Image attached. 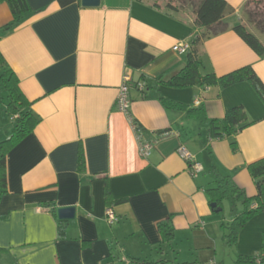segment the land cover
Returning a JSON list of instances; mask_svg holds the SVG:
<instances>
[{"label":"crops","instance_id":"obj_1","mask_svg":"<svg viewBox=\"0 0 264 264\" xmlns=\"http://www.w3.org/2000/svg\"><path fill=\"white\" fill-rule=\"evenodd\" d=\"M30 11L14 30L0 31V53L39 118L34 130L7 153L8 192L0 198V264H233L264 247V212L250 218L228 243L223 223L242 210L228 201L213 210L207 188L215 185L213 164L230 174L247 196L257 193L249 164L264 158V101L249 80L223 87H172L157 83L179 73L186 54L173 50L205 29L195 7L169 9L164 0H101L83 6L76 0H27ZM224 31L198 43L201 72L222 76L251 65L264 83V55L233 29L248 20L249 0H226ZM13 19L0 2V30ZM260 38V37H259ZM261 39V38H260ZM262 40V39H261ZM264 42V40H262ZM191 43V42H190ZM130 75L131 104L117 97ZM163 96L196 108L211 119L244 106L249 125L233 137L211 138L208 125L186 109L167 108ZM142 137L155 141L148 157L139 152ZM13 128L0 103V140ZM168 136L160 137L162 132ZM237 141L233 150L232 140ZM184 144L202 169L178 151ZM86 167H77L80 149ZM106 183L117 219H106ZM74 206L75 217L59 237L58 209ZM230 207V215L224 211ZM57 215H56V212ZM171 218L173 237L163 241L158 227ZM60 220V219H59Z\"/></svg>","mask_w":264,"mask_h":264},{"label":"trees","instance_id":"obj_2","mask_svg":"<svg viewBox=\"0 0 264 264\" xmlns=\"http://www.w3.org/2000/svg\"><path fill=\"white\" fill-rule=\"evenodd\" d=\"M9 4L13 19L4 25L0 31L4 34L18 27L30 11L27 0H0ZM62 6H66L76 0H58ZM250 1V0H249ZM247 2V4L249 3ZM246 4V13L248 20L257 29L264 33V17L263 14L248 10ZM169 9H177V6L170 1L166 2ZM231 9L226 0H198L195 7L196 24L205 29L200 33H196L191 39V46L186 54V62L183 69L169 77H157V83L172 87H187L191 85L211 86L221 84L223 87L230 86L236 82L249 80L260 94L264 101V83L254 71L251 65L241 67L237 70L218 76L215 72L203 74L201 68V58L198 43L202 38L216 35L229 27L224 22L226 12ZM233 29L251 46L258 54L264 55V42L251 31L246 24L237 23ZM161 103L167 108L186 109L190 114L195 116L201 123L208 125V131L211 138L221 139L224 137H233L245 126L249 125L247 113L242 105L234 106L228 109L223 119H211L207 115L206 109L202 106L196 108H188L180 102L170 100L163 96L160 97ZM0 103H4L9 116L11 117L13 128L9 137L0 140V198L8 192L7 184V153L25 136L31 133L39 118L31 109V101L27 98L19 85V78L15 71L7 65L5 59L0 53ZM139 127L141 126L136 120L134 121ZM233 150L237 149V141L231 142ZM77 167L82 171L86 167L85 154L81 148L78 155ZM249 171L255 180L257 186L256 195L247 196L230 174H224L213 164L215 172V185L207 188V193L213 210L218 207H224V202L228 201L231 208L240 203L242 210L236 214L231 222L223 223L227 230L228 243L233 244L237 241L239 230L246 222L257 213L264 212V158L256 160L249 164ZM105 198L108 207L115 203L123 201L116 200L110 193L108 184L105 187ZM56 212V210H55ZM57 215V212H56ZM59 237L65 235L66 222L58 219ZM159 230L163 237V241L171 240L173 237V226L171 218L161 220L158 223ZM257 256L264 261V247L261 252L254 255H241L233 264H255ZM171 264L170 261L162 258L152 264Z\"/></svg>","mask_w":264,"mask_h":264},{"label":"built area","instance_id":"obj_3","mask_svg":"<svg viewBox=\"0 0 264 264\" xmlns=\"http://www.w3.org/2000/svg\"><path fill=\"white\" fill-rule=\"evenodd\" d=\"M190 46H191L190 42H186V41L185 42H178L177 44H175L173 46V50L179 52L180 54H186L188 52V50L190 49ZM131 80H132V78L130 75L127 74L124 76V81L120 87L119 94L117 97L118 105L123 110L129 108V106L131 104V96H130V89H131V85H132L130 83ZM195 105H198V106L201 105V100L197 99L195 101ZM134 125H135L136 134L140 140L139 141L140 142V144H139L140 155L142 157L146 158L151 154V151L153 150L154 145H155V143H154L155 141H149L145 138L142 139V137L144 136L143 129L141 127H139V125H137L135 122H134ZM168 135H169V132L165 131V132H162L160 134V137H165ZM178 151L185 159L192 162V165H191L192 166V169H191L192 172L196 173L202 169V165L199 162L194 161V155L187 148V146H185L184 144H181L178 147ZM106 213H107L106 214L107 221L110 224L114 223L115 220L117 219V216H116V213H115L113 207L112 206L108 207ZM165 264H168V263H165ZM255 264H264V261L261 260L260 256H257Z\"/></svg>","mask_w":264,"mask_h":264},{"label":"rangeland","instance_id":"obj_4","mask_svg":"<svg viewBox=\"0 0 264 264\" xmlns=\"http://www.w3.org/2000/svg\"><path fill=\"white\" fill-rule=\"evenodd\" d=\"M170 1L173 4H175L177 7L179 8H183V7H192L193 5H196L198 3V0H164V2ZM247 9L248 10H252V11H256L259 12L261 14L264 13V0H250L249 3L247 4ZM264 17V14H263ZM259 37L264 40V34H259ZM230 207L227 206L226 210L224 211V213L226 215H230Z\"/></svg>","mask_w":264,"mask_h":264},{"label":"water","instance_id":"obj_5","mask_svg":"<svg viewBox=\"0 0 264 264\" xmlns=\"http://www.w3.org/2000/svg\"><path fill=\"white\" fill-rule=\"evenodd\" d=\"M81 4L83 6H99L101 4V0H81ZM212 206H216V203H212ZM222 208L218 207L217 211H220ZM75 207L74 206H67V207H61L58 209V218L60 220H70L75 217Z\"/></svg>","mask_w":264,"mask_h":264}]
</instances>
